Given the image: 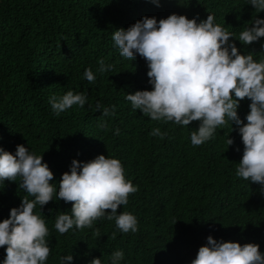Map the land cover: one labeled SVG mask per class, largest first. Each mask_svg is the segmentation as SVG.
<instances>
[{
    "label": "trees",
    "instance_id": "16d2710c",
    "mask_svg": "<svg viewBox=\"0 0 264 264\" xmlns=\"http://www.w3.org/2000/svg\"><path fill=\"white\" fill-rule=\"evenodd\" d=\"M170 14L195 17L197 23L212 14L214 23L233 34L230 42L240 54L253 53L256 61L264 56V37L251 45L238 40L254 17L264 19V11L257 13L249 0H158V5L151 0H0V147L15 155L16 146L23 145L42 155L57 191L73 160L88 162L98 155L120 160L126 179L138 187L117 210L137 218L135 233H121L114 220L98 219L91 229L74 226L62 235L55 220L70 214L71 204L54 194L48 204L37 205L34 214L49 229L51 251L45 264H60L59 257L70 254L71 264H89L93 258L111 264L116 250L124 253L120 264H191L209 235L258 244L264 254V192L235 175L243 154L237 126L232 124L231 131L226 124L194 147L190 133L198 121L188 127L153 121L125 99L126 94L151 91L152 85L146 61L138 54L132 61L122 57L113 32L143 17L159 21ZM100 59L112 70L100 73ZM88 68L96 77L93 83L84 78ZM70 90L85 93L86 104L56 116L49 98ZM250 103L247 98L239 102L244 123ZM112 105L115 115L102 117L103 107ZM101 119L108 131L98 127ZM157 127L167 132L164 139L149 135ZM117 128L119 135L114 134ZM228 136L234 140L231 146ZM19 184V178L0 182V221L28 195ZM97 228L100 237L93 236ZM5 255L0 247V264Z\"/></svg>",
    "mask_w": 264,
    "mask_h": 264
},
{
    "label": "clouds",
    "instance_id": "9594fccd",
    "mask_svg": "<svg viewBox=\"0 0 264 264\" xmlns=\"http://www.w3.org/2000/svg\"><path fill=\"white\" fill-rule=\"evenodd\" d=\"M157 3L158 0H151ZM257 13L264 11V0H249ZM208 14L206 20L170 14L157 21L155 17H143L126 30L120 28L112 34L119 54L132 61L138 54L147 63L148 83L152 90H140L126 94L133 110L153 121L172 122L188 127L198 121V129L191 131L192 146H200L216 135L222 126L235 124L243 144V154L235 175L259 184L264 192V56L254 60L253 53L242 55L233 34ZM251 27L241 31L238 40L251 45L264 37V19L253 18ZM264 48V45H261ZM100 73L112 70L103 59L98 60ZM84 78L93 83L96 79L91 68L84 70ZM251 101L245 119L238 116L239 102ZM85 93L67 91L60 97L49 98L56 116L74 105L83 108ZM102 105L97 102L96 109ZM116 106L103 107L102 117L114 116ZM98 127L108 131L107 121L101 119ZM234 129L231 127V131ZM115 135L120 134L119 128ZM150 136L164 139L167 132L153 128ZM227 146L234 143L227 138ZM239 150V149H237ZM28 195L21 199L18 208L10 209L9 218L0 221V247L5 248L3 264H45L51 249L48 246L49 229L41 215L34 214L37 205L43 207L53 200L71 204L70 214L56 217L54 228L60 234L76 229L93 228L98 219L115 221L121 233L138 231L137 218L129 212H117L128 204L130 195L138 191L131 180L126 179L120 160L98 155L88 162L73 160L70 170L62 174L59 188L50 181L52 171L43 162L42 155L17 145L15 155L0 147V182H15ZM28 196L34 197L29 200ZM110 210V211H109ZM176 222V221H175ZM93 236L100 237L99 229ZM116 233H112L115 239ZM207 244L200 246L191 264H264V254L255 243L225 242L211 235ZM124 259L122 250L113 251L111 264ZM73 256L59 257L60 264H71ZM89 264H102L93 258Z\"/></svg>",
    "mask_w": 264,
    "mask_h": 264
}]
</instances>
